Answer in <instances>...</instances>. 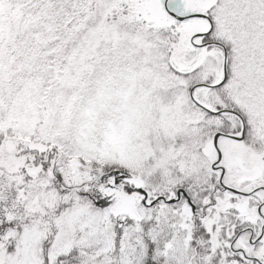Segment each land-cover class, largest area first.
<instances>
[{"label": "snow or ice", "instance_id": "obj_1", "mask_svg": "<svg viewBox=\"0 0 264 264\" xmlns=\"http://www.w3.org/2000/svg\"><path fill=\"white\" fill-rule=\"evenodd\" d=\"M0 264H264V0H0Z\"/></svg>", "mask_w": 264, "mask_h": 264}]
</instances>
